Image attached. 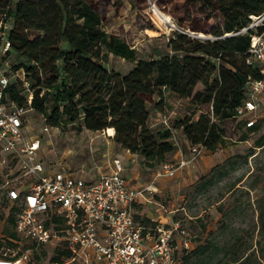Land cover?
<instances>
[{"label": "trees", "instance_id": "16d2710c", "mask_svg": "<svg viewBox=\"0 0 264 264\" xmlns=\"http://www.w3.org/2000/svg\"><path fill=\"white\" fill-rule=\"evenodd\" d=\"M183 1L208 20H216L204 32L209 36L175 32L167 44L168 55L141 60L131 45L105 31L103 16L91 0H0V31L9 26L5 39L11 47L0 57V69L6 59L19 61L13 69L23 71L33 93L28 105L21 83L12 79L4 101L31 107L50 127L73 125L94 133L112 128L117 145L154 168L167 162L177 147L171 130L155 133L149 126V106L160 109L162 89H168L196 106H211L209 113L196 119L178 121L176 127L188 141L211 152L224 147L226 123L238 119L237 109L247 98L248 81L262 78L261 67L247 63L252 32H239L252 16L264 14V0ZM2 41L0 36V47ZM109 54L133 63V68L127 74L107 70L104 64ZM2 71L7 76L14 74L10 69ZM199 84L204 90L194 92ZM155 97L159 101L155 102ZM247 129L258 131L256 125ZM255 145L264 146V135ZM0 209V231L7 240V251L16 252V257L27 248L14 230L20 210L6 199ZM3 247L0 243V258L14 257L1 252ZM193 249L178 251L179 264H187V254ZM208 250L207 245L199 246L193 255L201 258ZM54 252L57 264L70 258L65 248Z\"/></svg>", "mask_w": 264, "mask_h": 264}, {"label": "rangeland", "instance_id": "374dc122", "mask_svg": "<svg viewBox=\"0 0 264 264\" xmlns=\"http://www.w3.org/2000/svg\"><path fill=\"white\" fill-rule=\"evenodd\" d=\"M91 2L103 16L105 31L131 45L141 60L168 55L167 44L175 32L206 37L209 35L204 32L210 29L211 22H216L196 12L183 0ZM2 54L0 52V57ZM17 64L19 61L6 59L2 70L10 69L16 73L13 67ZM104 67L127 74L133 63L109 54ZM22 73L20 70L19 74ZM203 90L204 86L199 84L194 92ZM162 93V107L149 106V126L155 133L171 130L178 146L167 162H175L180 158L176 152L190 157L189 149L198 147L176 127L178 121L186 117L196 119L201 113H209L211 106H196L190 99L180 98L168 89H162ZM260 100V109L252 116L256 120L257 132L248 131L243 120L227 122L224 147L215 152L201 148L188 169L179 171L174 178H159L157 181H163L154 183L159 190L155 193V200L163 208L146 206L147 212H152L156 219L159 216L157 209H160L167 220L179 221L188 229L194 249L187 254V264H234L235 261L264 264V146L258 148L255 145L264 135V96ZM157 101L159 99L155 97ZM46 126L48 133H44ZM25 132L30 139H41L40 156L52 169L77 171L83 168L97 176L108 172L112 158L125 154L105 131H79L73 125L50 127L35 111L27 113ZM243 136L247 140H242ZM122 159L126 162L125 157ZM158 167L146 166L138 155L130 158L128 175L136 184H147L153 181ZM6 241L0 231V243L4 244L1 252L14 256L16 252L7 251ZM204 245L209 246L204 256L193 255L197 247ZM54 256L52 247L43 248L32 253L29 264H57L53 261Z\"/></svg>", "mask_w": 264, "mask_h": 264}, {"label": "built area", "instance_id": "2783aa9c", "mask_svg": "<svg viewBox=\"0 0 264 264\" xmlns=\"http://www.w3.org/2000/svg\"><path fill=\"white\" fill-rule=\"evenodd\" d=\"M8 29L5 25L0 31L3 54L11 50L5 39ZM249 32L247 63L258 64L262 78L248 81L247 98L237 109L246 128L255 126L252 116L264 96V14L252 16L239 33ZM12 79L21 83L28 105L33 98L24 73L7 76L0 69V203L6 199L20 210L14 230L27 248L16 257L0 258V264H28L33 252L46 247L67 249L70 258L64 264H179L178 251L193 247L188 229L179 221L165 226L151 219L145 225L136 217L135 205L140 196L154 192V183L140 190L129 188L118 158L95 181L85 179L83 168L75 173L49 169L40 156L41 139H30L25 132L27 113L33 110L4 101ZM48 132L46 126L44 133ZM200 149L191 148V159L163 163L156 178H174L192 164Z\"/></svg>", "mask_w": 264, "mask_h": 264}, {"label": "crops", "instance_id": "0c3cea01", "mask_svg": "<svg viewBox=\"0 0 264 264\" xmlns=\"http://www.w3.org/2000/svg\"><path fill=\"white\" fill-rule=\"evenodd\" d=\"M261 101V100H259ZM262 106V105H261ZM260 109V108H259ZM258 109V110H259ZM109 137V136H108ZM112 140H113V137H110ZM121 148V147H120ZM189 154H190V157H185L183 155L182 152H176V156H178L180 154V158H186V159H191L192 158V153H191V149H189ZM120 152H124L125 154H122L121 156H116L115 158H112V161L116 158L120 159L122 162H123V159L122 158H126V162H123V165H124V168H125V171L123 173V176L125 178V181H126V184L129 188L131 189H134V190H140V189H144L146 188L147 186H149L150 184L152 183H155L157 181V178H156V174L158 171L161 170L162 168V165L163 164H160L159 167L157 168L156 170V173L153 175V181H149L147 184H136L132 179H130V175H128V163L130 164V158H134V157H137L138 155L136 154H132L130 153L129 151L127 150H124L121 148ZM126 153L128 155H126ZM175 156V157H176ZM180 158H177V160H179ZM134 162V160H133ZM191 166V165H190ZM190 166L186 167L185 169H188ZM110 167V166H109ZM108 167V168H109ZM157 167V166H155ZM154 167V168H155ZM49 168V167H48ZM51 170H58V171H65V172H72V173H75V171L71 170V169H64V168H58V169H52V168H49ZM184 170V169H182ZM181 172V170H179ZM178 171V172H179ZM177 172V174H178ZM176 174V175H177ZM100 177V174L95 176V175H91L90 172H87L86 175H85V179L87 181H95L97 180L98 178ZM167 179H171V178H167ZM160 181H163V180H158L157 182H160ZM157 186V184H155ZM154 185V186H155ZM155 186V190L153 193H146V194H143L142 196H140L139 200H138V203L135 205V213H136V217H137V220L140 222V223H143L144 221H150L151 219H154L156 220V222H158L159 224H162V225H165V226H170L171 224H173L175 221L173 219H169L167 220V218L164 217L163 213L161 212L160 209H157V212L159 213V216L158 218L155 219V216L153 215L152 212H147V208L146 206H151V208L153 209L154 206H157V207H162L160 205V203H158L156 200H155V193H157L159 190H158V187ZM47 248V247H46ZM55 251V250H54ZM30 263V261L28 262V264Z\"/></svg>", "mask_w": 264, "mask_h": 264}, {"label": "bare ground", "instance_id": "6f19581e", "mask_svg": "<svg viewBox=\"0 0 264 264\" xmlns=\"http://www.w3.org/2000/svg\"><path fill=\"white\" fill-rule=\"evenodd\" d=\"M106 134L109 136V137H113L114 134H115V131L114 129L110 128L108 130H105Z\"/></svg>", "mask_w": 264, "mask_h": 264}]
</instances>
